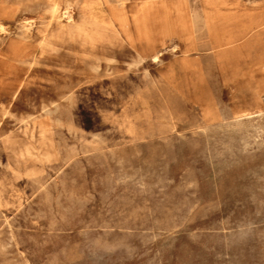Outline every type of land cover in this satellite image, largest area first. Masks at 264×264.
I'll return each mask as SVG.
<instances>
[{
	"label": "rangeland",
	"instance_id": "374dc122",
	"mask_svg": "<svg viewBox=\"0 0 264 264\" xmlns=\"http://www.w3.org/2000/svg\"><path fill=\"white\" fill-rule=\"evenodd\" d=\"M0 264H264V0H0Z\"/></svg>",
	"mask_w": 264,
	"mask_h": 264
},
{
	"label": "bare ground",
	"instance_id": "6f19581e",
	"mask_svg": "<svg viewBox=\"0 0 264 264\" xmlns=\"http://www.w3.org/2000/svg\"><path fill=\"white\" fill-rule=\"evenodd\" d=\"M258 12H259V11H258ZM249 14H250V13H249ZM245 15H246V14H245ZM82 16H83V15H82ZM220 18H221V17H220ZM223 18H224V17H223ZM228 18H229V17H228ZM228 18H227V19H228ZM230 18H231V17H230ZM236 18H237V17H236ZM238 19H239V18H238ZM219 20H220V19H219ZM223 20H225V19H223ZM223 20H222V22H223ZM230 20H234V19H230ZM254 20H255V19H254ZM257 20H258V19H257ZM213 21H214V20H213ZM238 21H239V20H238ZM211 22H212V20H211ZM228 22L230 23V21H228ZM228 22H227V23H228ZM253 22H254V21H253ZM218 23L221 24V22H218ZM237 23H240V21L237 22ZM246 23H247V22H246ZM258 23H259V22H258ZM207 24H208V23H207ZM212 24H213V23H212ZM231 24H232V23H231ZM233 24H234V23H233ZM252 24H253V23H252ZM252 24H250V25H251L250 27H252ZM256 24H257V23H255V25H256ZM215 25H216V24H215ZM222 25H223V24H221V27H222ZM236 25H237V24H236ZM208 26H209V25H208ZM218 26H219V25H218ZM223 26H224V25H223ZM229 26H230V25H229ZM229 26H228V27H229ZM211 27H212V26H211ZM216 27H217V26H216ZM232 27H233V26H232ZM218 28H220V26H219ZM223 28H224V27H223ZM245 28H246V27H245ZM210 29H211V28H210ZM215 29H216V28H215ZM215 29L213 28L214 31H215ZM221 29H222V28H221ZM225 29H226V28H225ZM228 29H229V28H228ZM207 30H208V29H207ZM226 30H227V29H226ZM214 31H213V33H214ZM229 32H231V30H230ZM211 33H212V29H211ZM226 33L228 34V31H227ZM216 34H218V33H216ZM216 34H215V35H216ZM220 34H221V33H220ZM220 34H219V35H220ZM212 35H213V34H212ZM223 35H224V32H223ZM213 36H214V35H213ZM230 36H231V35H230ZM216 37H218V36H216ZM228 37H229V36H228ZM232 38H233V37H232ZM226 39H227V38H226ZM217 40H218V39H217ZM221 40H222V39H221ZM221 40H220V41H221ZM229 40H230V39H229ZM234 40H235V39H234ZM216 43H217V41H216ZM218 43H219V42H218ZM225 43H226V41H225ZM228 44H229V43H228ZM158 58H159V57H158ZM23 63H24V62H23ZM19 86H20V85H19ZM58 122H59V121H58Z\"/></svg>",
	"mask_w": 264,
	"mask_h": 264
}]
</instances>
